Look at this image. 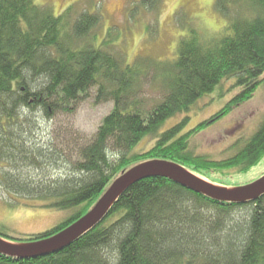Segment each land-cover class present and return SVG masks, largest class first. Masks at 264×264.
<instances>
[{
	"label": "trees",
	"instance_id": "16d2710c",
	"mask_svg": "<svg viewBox=\"0 0 264 264\" xmlns=\"http://www.w3.org/2000/svg\"><path fill=\"white\" fill-rule=\"evenodd\" d=\"M161 1L140 0L139 6L157 12ZM82 2L55 15L37 0H0V164L9 169L0 172V187L36 207L69 213L45 232L16 238L0 233L5 241L30 244L59 233L84 216L123 171L144 161H167L200 176L207 169L244 174L264 156V119L223 160L194 156L188 147L194 133L264 86V0H215L224 21L218 30L187 25L177 12L172 57L138 56L132 62L113 49L119 33L109 29L101 37V15L81 9ZM224 83L239 92L196 131L183 133L192 108ZM145 85L160 94L151 107L141 98ZM92 90L94 105L113 108L73 161L55 145L32 140L36 115L47 121L73 115ZM145 138L154 139L152 148L128 155ZM0 264H264V196L218 203L164 178L145 179L63 250L34 259L0 254Z\"/></svg>",
	"mask_w": 264,
	"mask_h": 264
},
{
	"label": "rangeland",
	"instance_id": "374dc122",
	"mask_svg": "<svg viewBox=\"0 0 264 264\" xmlns=\"http://www.w3.org/2000/svg\"><path fill=\"white\" fill-rule=\"evenodd\" d=\"M80 0H37L39 5H50L55 15L71 4ZM81 9L95 8L102 17V26L98 31L100 36L106 30L119 33L115 51L121 52L125 60L132 62L138 56H150L157 60L170 59L174 52L179 36L177 27L178 17L185 16V24L199 26L201 31L218 30L224 26L223 19L214 10L215 0H162L157 12L144 10L140 0H82ZM87 7V8H86ZM180 17L179 22L183 18ZM188 17V18H187ZM230 85L224 83L222 88L197 102L187 115L189 117L183 133L193 130L199 124L208 122L239 92L230 91ZM94 90L88 98L79 103L73 115H59L51 121L35 116L37 132L32 140L40 146L55 145L63 156H74L78 146L89 142L96 130L112 110V103L93 104ZM141 98L148 107L157 104L160 94L154 88L142 87ZM185 115L168 120L161 130H166L182 120ZM264 119V86L257 89L253 98L234 108L226 116L207 124L194 133L188 141V147L194 156L223 160L235 151L233 146L237 141L244 142L258 128ZM72 141L70 147L64 142ZM240 143V142H239ZM61 144H63L61 146ZM242 144V143H241ZM154 145L153 138H145L128 155H142ZM62 148V149H61ZM8 172L5 165L0 164V172ZM58 175L62 171H50ZM193 174V173H192ZM17 175V172H16ZM264 175V156L244 174L226 172L220 175L214 170H205L200 176L202 180L229 189L245 186L258 180ZM6 193L0 187V233L16 238L45 232L60 223L68 212L54 211L36 207V203ZM5 241V240H4ZM12 246H21V243L5 241Z\"/></svg>",
	"mask_w": 264,
	"mask_h": 264
},
{
	"label": "water",
	"instance_id": "95a60500",
	"mask_svg": "<svg viewBox=\"0 0 264 264\" xmlns=\"http://www.w3.org/2000/svg\"><path fill=\"white\" fill-rule=\"evenodd\" d=\"M149 178L167 179L218 203L245 204L264 196V175L253 183L229 189L210 184L176 164L149 160L123 171L96 204L72 225L45 240L21 246H12L0 238V254L14 259H34L63 250L99 224L130 186Z\"/></svg>",
	"mask_w": 264,
	"mask_h": 264
}]
</instances>
